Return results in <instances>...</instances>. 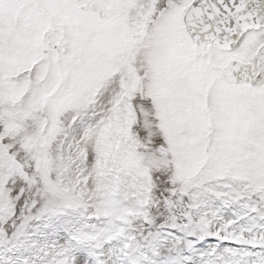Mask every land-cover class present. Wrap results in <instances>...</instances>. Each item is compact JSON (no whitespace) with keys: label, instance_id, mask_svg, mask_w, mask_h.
I'll list each match as a JSON object with an SVG mask.
<instances>
[{"label":"snow or ice","instance_id":"snow-or-ice-1","mask_svg":"<svg viewBox=\"0 0 264 264\" xmlns=\"http://www.w3.org/2000/svg\"><path fill=\"white\" fill-rule=\"evenodd\" d=\"M0 264H264V0H0Z\"/></svg>","mask_w":264,"mask_h":264}]
</instances>
